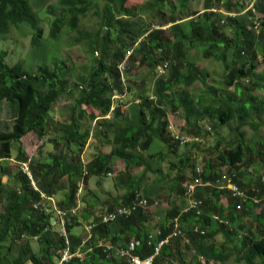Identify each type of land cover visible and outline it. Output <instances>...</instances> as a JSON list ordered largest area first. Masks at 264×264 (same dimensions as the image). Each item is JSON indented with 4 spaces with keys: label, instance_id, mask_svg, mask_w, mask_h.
Here are the masks:
<instances>
[{
    "label": "trees",
    "instance_id": "trees-1",
    "mask_svg": "<svg viewBox=\"0 0 264 264\" xmlns=\"http://www.w3.org/2000/svg\"><path fill=\"white\" fill-rule=\"evenodd\" d=\"M36 1L43 3V0ZM191 1L195 0H150L149 11L154 12V18L160 17L161 25L159 29L149 30L150 26L139 25L133 19L131 9L125 6L126 0H104L101 11L92 0H56L47 7L49 33L44 38L42 19L33 13L30 0H0V103L6 102L14 115L11 130L0 131V162H8L13 157L19 164L29 162L21 148L13 155V144H19L29 133L40 139L52 135L53 146L46 158L29 162L37 190L21 171L11 176L9 168L0 164V179L2 175L10 177L5 183L0 180V264H57L65 249L73 254L78 247L85 252L83 258L72 257L62 264H127L116 256L115 249L138 239L143 244L135 254L145 258L153 253L156 243L173 232L175 220L188 242L181 237L173 239L161 248L154 264H224L233 256H237L238 264H264V138L246 141L240 131L247 125L259 126L250 119H259L264 114V99L253 95L256 90L264 92V72L255 73L259 56L264 58L261 47L264 43V0L254 2L260 16L259 33L253 30L254 14L251 11L242 13L244 6L253 0H204L201 13H187L185 18H179L175 2L182 15ZM220 2L226 14L215 5ZM165 7L170 8V15L164 12ZM93 9V14L100 19L97 29L93 32L77 30L80 19ZM164 26H168V31L161 29ZM21 27L30 32V56L25 55L21 61L10 65V55L1 46L2 41ZM73 32L75 35L70 37ZM62 33L70 37L69 45L85 47L89 64L83 74L73 70L60 57ZM144 34L145 39L126 59L128 66H123L122 73L120 65L126 61L127 51L134 47L138 36ZM194 49L206 52L208 57L212 55L223 64L225 73L218 87L224 90L233 87L236 95L216 97V86L205 84L207 74L187 59V53ZM164 63H167L166 76L155 81L153 97L145 94L142 81L133 86L142 87L135 95L137 103L131 116L124 114L123 103L111 111L114 95L122 97L133 91L131 85L135 83L130 79V64L145 67L153 74ZM123 75L129 86L122 83ZM69 82H72L71 87H67ZM195 83L203 84L206 92L213 94L209 103L203 102L201 97L194 100L187 92ZM66 95L74 98L72 107L64 121H56L51 116L52 106ZM168 108L183 110L185 124L196 136L201 133L198 123L205 119L214 130L235 124L229 128L236 131L235 138L218 151L219 161L205 162L201 180L209 186L199 187L195 195L202 201L200 214L193 210L185 212L184 206L178 207L171 202L155 227L148 214L141 211L103 224L104 213L118 205L130 204L136 194L151 203L157 189L162 186L158 193L164 191V182L170 179V174H162L160 165L167 154H175L181 146L171 138L168 130ZM86 121L94 123V133L91 127L82 128ZM91 134L109 145L110 151L98 153L84 162L82 155ZM219 145L217 143L214 150ZM116 161L123 163L124 171L116 176L114 187L124 193L113 199L98 216L91 211L95 204L82 197L85 209L79 219V184L87 186L92 177L110 175ZM188 161V157L177 160L181 168L188 166ZM174 165L171 162V171ZM221 166L225 167V172L219 171ZM251 167L255 173L263 171L257 182L250 179L251 174L246 179ZM136 169L139 172L133 176L131 171ZM223 173L246 193L248 201L242 202L226 189L218 188L217 180ZM148 174L156 176L155 183L144 184ZM181 177L176 175L177 183L171 181L167 188L170 195L175 193L185 199L186 186L182 187L178 181ZM63 191L57 207L76 210L66 221L68 245L64 237L50 227L49 215L32 208L40 201L41 194L54 197ZM222 195L227 197L225 205L219 201ZM252 198L259 203H254ZM238 204L241 205L239 211L236 210ZM214 215L227 224L214 226ZM247 219L249 223L244 224ZM83 222L94 226L89 241L82 244L74 229L81 227ZM154 228L159 234H152ZM149 235L153 236L150 247L145 244ZM218 235L223 237V242L216 243ZM106 242L112 250L106 251ZM34 243L38 250L33 249ZM188 251L191 256L186 259L184 255Z\"/></svg>",
    "mask_w": 264,
    "mask_h": 264
},
{
    "label": "rangeland",
    "instance_id": "rangeland-1",
    "mask_svg": "<svg viewBox=\"0 0 264 264\" xmlns=\"http://www.w3.org/2000/svg\"><path fill=\"white\" fill-rule=\"evenodd\" d=\"M94 4L97 5L98 10L101 11V9L104 6V0H92ZM247 1V0H246ZM32 5V11L39 19H42L41 25L43 27L44 31V38L48 36L49 33V26H48V12L47 7L49 4H53L56 2V0H43V3H38L36 0H30ZM37 2V3H36ZM149 2L150 0H126L125 6L130 8L132 11L133 19L139 24L144 26H150L154 29H159V24L161 23V19L159 16L153 17L152 11H149ZM148 4V5H147ZM220 3H215V5L223 11L222 13L226 14L224 12V8L221 6ZM176 15L180 18H185L187 13H194L199 12L201 13L203 6H204V0H195L191 1L186 5V8L182 12V15L179 14V8L178 4L175 2ZM245 7V6H244ZM178 9V10H177ZM94 9L92 11H89L86 17L81 18L80 22L78 24L77 30H83V31H95L97 29V26L99 24V17H96L94 14ZM164 12L166 15H170L172 12L170 11L169 7L164 8ZM243 13V12H242ZM260 17V16H259ZM122 18V17H121ZM127 19L128 17H123ZM223 19V18H222ZM161 25V24H160ZM161 29H165L168 31V26L161 27ZM29 31L26 28L21 27L20 30H13L10 35L2 41V47L4 50H6L10 57H8V63L10 65L15 64L17 61H21L24 56H30V39ZM75 32L71 34L70 37L74 36ZM167 37L171 38V35L166 33ZM66 33H62L61 39L59 41V48H60V57L63 58L69 66H72L73 70L78 72L79 74H83V69L89 64V57L87 56V51L84 46L82 45H69V39L70 37H67ZM145 34L138 36L136 43L133 48L129 49L126 53V57L124 60H126L130 54H132V51L137 49L139 46L138 44L145 39ZM43 38V39H44ZM262 49L264 48V43L261 44ZM209 55L206 52L197 51V49L191 50L187 53V59L193 63L195 66L199 67L202 72H205L207 74L205 84L207 87H215L217 90L214 94H216V97L218 96L220 99H222V96H225L227 94L232 93L233 95L237 94V91L232 87L229 89H221L219 88L218 84L219 81L223 78L224 75V66L222 63L217 62L213 56L208 57ZM263 57L259 56V61L256 64V71L255 73H263L264 72V61ZM124 67L127 65V60L124 61L122 64ZM131 69L129 72L131 81H134V85H131V87L135 86L136 84H139L140 82L144 85L145 94L149 97H153L154 92V86L155 81L159 79L161 76H166L165 74L159 75L158 72H155L153 74H150L148 70L145 67H140L139 65H131ZM129 66V67H130ZM120 69L121 65H120ZM123 73V72H122ZM150 74V75H149ZM123 78L125 79V84L129 86L127 83V80L125 76L123 75ZM247 83V82H244ZM124 84V85H125ZM72 82H69L67 87H71ZM246 85V84H245ZM206 86H204L201 83H195L193 87L187 89V92L193 97V99H197L199 97L202 98V101L206 104L209 103L213 99V94L206 92ZM135 88L133 87V91L126 93L122 97H119L118 95L113 96V102L111 109L113 110L115 107L120 105L121 103L124 104L122 106L124 114H128L131 116V111L134 105H136V97L138 90L141 88ZM208 93V94H207ZM202 95V96H201ZM254 96H260L264 98V92L260 90H256L253 92ZM73 97L61 96L58 101L52 106L51 110V116L56 121H64L66 119V116L68 114V109L72 107ZM91 112V111H90ZM96 114V112H95ZM184 111L179 109L172 111L170 108H168L166 121L168 123V130L176 135H179L183 137L186 142L181 145L175 154H167V158L163 163L160 165V171L164 175L170 174V179L164 182V191L161 193L160 190L162 189V186L157 189V194L155 195L152 200L157 201L158 205L156 207L149 208L148 214L150 221H153V226L155 227V224L160 221L165 212L169 209L170 203H174V205L178 207L186 208V205H188V201L184 198H182L180 195L177 194H169V190L167 186H169L172 182L173 184H176L177 181L176 175H182L181 178H179V182H181L182 187H185L188 182L192 178V173L194 170V167H200L202 170L205 168V162L207 160H211V163L218 162V151L223 150V147H226L227 141L234 139L236 135V131L230 130V126L234 127V123H230V126L225 127H218L217 129H213L212 125L210 124L209 120L205 119L198 123L199 128L201 130V133L196 136L194 134V130H192L188 125L185 124V118H184ZM13 111L12 108L6 103L1 102L0 103V131L2 132H9L12 128V124L14 122L13 119ZM98 117L97 119H99ZM254 123L258 124L256 128L251 127L250 125L244 126L240 129V131L243 133L244 139L246 141L252 139V138H264V114L259 117V119L252 120V117L250 119ZM85 127H91L94 133V123H90L89 121H86L82 128ZM52 135L47 136L43 139L38 138L33 133L27 134L25 137L21 139V142L19 144H13V155H17V150L21 148L24 152L26 157L28 158L29 162H36L38 159L46 158V155L48 152L53 151V146L51 144ZM217 143H220L219 148L214 150V147L217 145ZM110 146L102 143L100 140L93 137L91 134L90 139L87 142V145L84 148L82 159L84 162L89 161L93 158L94 155H97L98 153H109ZM162 151H166L165 148H162ZM43 156L42 158L39 156ZM178 157L180 158H189V165L185 167H180L179 163L177 162ZM16 157H13L10 161H2V165H6L11 173V176L16 174L17 172H20V166L22 164H19L17 161H15ZM29 162L23 163L26 165V167L29 170ZM43 162V161H42ZM171 162H173L174 169L173 171L170 170L171 168ZM7 163V164H6ZM3 167V166H2ZM114 172H112L110 175L103 177V178H94L92 177L89 182L87 183V186L79 184V204H78V217L80 219V215L85 209L84 203H82V197L85 198V201H90L95 204V207L91 209V211L95 214V216L101 215L105 212L106 207H108V204L112 203V200L115 198L120 197L124 191L118 189L117 187H114L115 178L118 174L123 173L124 171V165L120 161L114 162ZM171 171V172H170ZM219 171L225 172V167L221 166L219 167ZM22 172V171H21ZM30 172V170H29ZM139 170H133L131 171V174L133 176L137 175ZM249 174H246V179L248 178V175H250V179H252L253 182H257L258 178L263 175V171L259 170L257 173L253 172V168L251 167L248 170ZM23 173V172H22ZM8 175H2L1 181L3 183L8 181ZM10 178V177H9ZM156 176L148 174V178L145 179L144 184H153L156 181ZM172 181V182H171ZM175 181V182H174ZM11 185H13V182L10 180ZM10 184V183H9ZM36 187V185H35ZM166 187V189H165ZM65 191L56 194L53 198L55 203L59 202L63 198V193ZM95 194L100 200L94 199L93 195ZM109 194V195H107ZM186 201V202H185ZM221 204H226L227 197L222 195L219 199ZM182 208V209H183ZM259 208H256L255 211L259 212ZM0 212H2L1 205H0ZM217 216V215H214ZM213 224L216 226L217 221L212 216ZM249 219L245 221L244 224H248ZM87 223L83 222V225L81 227H77L74 229V231L78 234L80 240H87L88 234L87 231L85 232L84 226ZM182 232V231H181ZM157 228H154L152 231L153 235H156ZM184 234V232H182ZM216 243L223 242V237L218 235L216 238ZM89 241V240H88ZM87 241V242H88ZM32 246L34 250H38L39 248L37 245ZM105 244L110 245L109 242H106ZM83 255L85 252H82ZM191 256V253L185 252L184 257L186 259H189ZM237 256L230 257L228 261H226L224 264H238L236 262Z\"/></svg>",
    "mask_w": 264,
    "mask_h": 264
},
{
    "label": "built area",
    "instance_id": "built-area-1",
    "mask_svg": "<svg viewBox=\"0 0 264 264\" xmlns=\"http://www.w3.org/2000/svg\"><path fill=\"white\" fill-rule=\"evenodd\" d=\"M254 2H255V0L251 1L249 4H246L243 13H245L247 11H251L254 14L255 18L253 19V30L256 31L257 33H259L260 17L258 16L256 9L254 8ZM121 68H122L121 69V72H122L124 70L123 65H121ZM166 68H167V63H164L163 65H160L156 68V72H158L159 75L165 74ZM121 81H122V83L125 84L124 78H122ZM111 111H112V109H111ZM106 118L107 119L110 118V115H108ZM171 138H173L175 141H179L180 145H183L186 142V140L183 137L176 135V134H173V133H171ZM20 169L23 172V174L29 179L30 185L32 186V188L34 190H37V188L35 187V182L32 178V175L29 172L26 165L22 164L20 166ZM202 172H203L202 168L195 167L193 170V173H192V178L185 187L184 197L188 201V205H186V208L184 209L185 212L188 210H193V211H195V213L197 215L200 214L202 201L195 198L196 190L199 187L209 186V183H203L202 182V180H201ZM262 181H264V179H262ZM217 183H219L218 188L220 190L226 189L231 194L232 197L237 198V199L241 200L242 202L248 201V196L246 195V193L244 191L240 190L239 187H237V185L233 184L231 181V178L228 177V175L226 173H223L220 176V178L217 180ZM252 200L256 204L259 203L258 199L252 198ZM157 205H158L157 201H152L150 203L142 195L136 194L135 198L133 199V201L130 204L118 205V206L114 207L113 210H111L107 213H104L101 217L102 223L107 224V223L113 222L119 217H129L133 212H136V211H141L142 213L146 214L149 212V208L156 207ZM32 208L34 210L39 211V212H43L45 215H49L50 227L52 229H55L59 233V235L64 237L66 244L68 245L67 231L65 228L66 227V221H67L69 216L75 215L76 210L75 209H71L69 211L61 210L57 207L53 197H45L43 194H41V196H40V201L37 203H34L32 205ZM236 210H238V211L241 210L240 204H238L236 206ZM213 217L217 221V223L227 224V222L224 221L223 219H221L219 216H213ZM93 226H94L93 224H86L84 226L85 232L87 231V233H89V234H88L87 240H82V244L86 243L90 239L91 230H92ZM197 230H198L197 228L194 229V231H196V232H197ZM157 234H159V233L157 232ZM200 234H204V233L201 232ZM152 237H153L152 235H149L147 242L145 243L149 247L152 246V241H151ZM177 237L183 238V240L186 243L188 242V239L185 237V234H183L177 228V222L175 220V228H174L173 232L171 234H169L168 236H166L165 238L161 239L158 243H156V245L153 247V253L151 255H149L145 258H140L138 255L135 254L137 248L141 247L143 244L142 241L138 240V239L131 240L129 243H127V245L125 247H120V248L115 249V254L118 258L126 260L127 264H154V260L159 255L161 248L164 245H168L173 239H175ZM104 247H105L106 251L112 250V247L110 245L104 244ZM90 250H91V248L88 249V251H90ZM72 257H75L78 259L83 258V253L80 251L79 247L76 249V252L73 254L69 253L68 248L65 249L62 252L61 257H60L59 261L57 262V264H62L63 262L68 261Z\"/></svg>",
    "mask_w": 264,
    "mask_h": 264
},
{
    "label": "crops",
    "instance_id": "crops-1",
    "mask_svg": "<svg viewBox=\"0 0 264 264\" xmlns=\"http://www.w3.org/2000/svg\"><path fill=\"white\" fill-rule=\"evenodd\" d=\"M256 97H258V96H256ZM258 98H261V99H262V97H260V96H259ZM263 99H264V98H263Z\"/></svg>",
    "mask_w": 264,
    "mask_h": 264
}]
</instances>
